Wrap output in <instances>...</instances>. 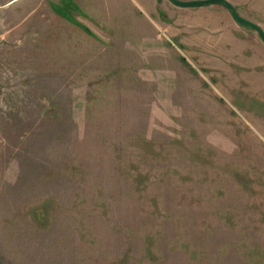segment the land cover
Returning a JSON list of instances; mask_svg holds the SVG:
<instances>
[{"label": "rangeland", "instance_id": "1", "mask_svg": "<svg viewBox=\"0 0 264 264\" xmlns=\"http://www.w3.org/2000/svg\"><path fill=\"white\" fill-rule=\"evenodd\" d=\"M227 1L264 31V0ZM19 236L42 264H264L258 33L221 5L0 0V238Z\"/></svg>", "mask_w": 264, "mask_h": 264}, {"label": "crops", "instance_id": "2", "mask_svg": "<svg viewBox=\"0 0 264 264\" xmlns=\"http://www.w3.org/2000/svg\"><path fill=\"white\" fill-rule=\"evenodd\" d=\"M8 240L9 243L0 238V264H42L39 260L30 258L36 253L34 245L39 244L38 238L35 241L32 236H19L10 237ZM6 243L8 245L4 246Z\"/></svg>", "mask_w": 264, "mask_h": 264}, {"label": "water", "instance_id": "3", "mask_svg": "<svg viewBox=\"0 0 264 264\" xmlns=\"http://www.w3.org/2000/svg\"><path fill=\"white\" fill-rule=\"evenodd\" d=\"M174 6L182 7V8H201L206 7L210 5H221L225 9H228L232 17L242 25H245L248 27V29L254 30L258 33L259 37L262 39L264 43V31L261 27H259L257 24L246 20L245 18L241 17L234 6L228 2L227 0H195V1H180V0H169Z\"/></svg>", "mask_w": 264, "mask_h": 264}]
</instances>
